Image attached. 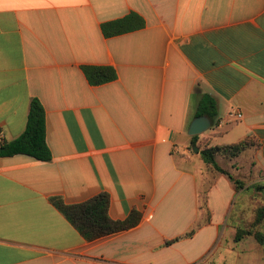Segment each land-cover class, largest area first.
Wrapping results in <instances>:
<instances>
[{"label":"crops","instance_id":"obj_1","mask_svg":"<svg viewBox=\"0 0 264 264\" xmlns=\"http://www.w3.org/2000/svg\"><path fill=\"white\" fill-rule=\"evenodd\" d=\"M131 12L143 29L103 35ZM85 65L118 78L92 86ZM203 94L218 113L197 145L252 140L217 162L235 179L264 175V0H0V146L38 99L53 155L0 158V264H264L254 236L235 241L233 182L206 147L192 154ZM101 193L113 221L136 212V225L89 241L52 202Z\"/></svg>","mask_w":264,"mask_h":264},{"label":"trees","instance_id":"obj_2","mask_svg":"<svg viewBox=\"0 0 264 264\" xmlns=\"http://www.w3.org/2000/svg\"><path fill=\"white\" fill-rule=\"evenodd\" d=\"M146 26L145 19L136 12L105 22L101 30L106 38L120 36L130 32L143 29ZM82 70L92 86H100L117 80L118 74L111 66H82ZM218 113L216 99L210 94H203L198 103L197 116H207L213 122ZM199 136H194L192 145H197ZM252 140L246 139L237 144L228 146L206 147L200 154L204 162L213 170L225 174L233 182L236 192L242 189L245 183L233 178L226 170L221 168L217 162L218 156L229 159L239 157L248 148L253 146ZM26 155L37 161L49 162L53 155L47 143V121L46 112L38 99H33L30 106L27 126L25 132L13 141H5L0 146V158ZM53 204L67 217L68 220L83 234L85 239L92 241L107 235L128 230L136 225V212H133L125 221H113L109 217L110 196L101 193L91 201L81 205H66L60 198H53ZM264 221V207L257 212L256 225ZM195 230L185 234L191 237ZM247 236H254L264 248V232H250L241 227L237 228L235 241L239 242ZM180 238L168 242L170 244Z\"/></svg>","mask_w":264,"mask_h":264},{"label":"rangeland","instance_id":"obj_3","mask_svg":"<svg viewBox=\"0 0 264 264\" xmlns=\"http://www.w3.org/2000/svg\"><path fill=\"white\" fill-rule=\"evenodd\" d=\"M201 144L195 146L199 148V151L207 146L203 145V142ZM194 153L193 151L192 154ZM221 165H225V163L221 162ZM239 179L245 185L236 192L229 218L238 221L239 227L246 231L264 232V221L256 225L257 212L260 208L264 207V175L259 177L250 174L244 175ZM205 197L203 196V200Z\"/></svg>","mask_w":264,"mask_h":264},{"label":"water","instance_id":"obj_4","mask_svg":"<svg viewBox=\"0 0 264 264\" xmlns=\"http://www.w3.org/2000/svg\"><path fill=\"white\" fill-rule=\"evenodd\" d=\"M211 127H212V123L209 117L207 116L197 117L191 124L189 135L191 136L200 135L208 131ZM193 150L195 153H199V148L194 147Z\"/></svg>","mask_w":264,"mask_h":264},{"label":"built area","instance_id":"obj_5","mask_svg":"<svg viewBox=\"0 0 264 264\" xmlns=\"http://www.w3.org/2000/svg\"><path fill=\"white\" fill-rule=\"evenodd\" d=\"M230 117H235L237 119H242L243 118V115L238 112L237 110H233L231 113H230Z\"/></svg>","mask_w":264,"mask_h":264}]
</instances>
